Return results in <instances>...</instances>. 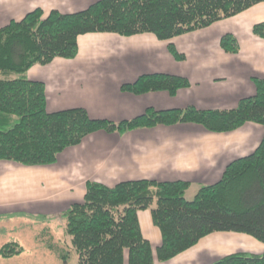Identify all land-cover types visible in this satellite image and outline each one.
<instances>
[{
	"label": "trees",
	"instance_id": "16d2710c",
	"mask_svg": "<svg viewBox=\"0 0 264 264\" xmlns=\"http://www.w3.org/2000/svg\"><path fill=\"white\" fill-rule=\"evenodd\" d=\"M257 4L264 0H99L76 14L53 11L43 18V12L35 10L0 28V163L53 165L60 153L96 132L122 134L182 123L196 124L212 134H228L250 123L264 128V79H254L255 95L240 100L234 109H148L119 123L91 119L83 109L47 112L43 83L26 79L35 65L76 58L79 36L151 34L168 42ZM252 34L264 40V22L254 26ZM220 45L231 54L239 49L230 35H224ZM168 50L176 60L183 58L172 44ZM189 86L181 77L158 74L141 76L121 90L134 96L158 91L174 95ZM189 186L180 181L140 180L110 188L87 182L83 202L63 214L77 264L166 263L211 234L247 235L264 245V137L251 155L229 163L219 181L200 187L191 201L184 196ZM145 210L161 233V245L154 249L140 232L138 214ZM23 252L16 243H7L0 248V257ZM213 264H264V253H235Z\"/></svg>",
	"mask_w": 264,
	"mask_h": 264
},
{
	"label": "crops",
	"instance_id": "0c3cea01",
	"mask_svg": "<svg viewBox=\"0 0 264 264\" xmlns=\"http://www.w3.org/2000/svg\"><path fill=\"white\" fill-rule=\"evenodd\" d=\"M98 1L0 0V28L20 22L35 10H41L43 18L53 11L76 14ZM263 22L264 4H257L234 18L168 42L151 34L79 36L76 58L35 65L26 79L43 83L50 113L83 109L91 119L119 123L133 120L148 109L227 111L255 95L254 79H264V40L252 34V28ZM224 35L236 39V54L221 48ZM169 44L182 59L173 58ZM158 74L181 77L190 86L174 95L158 91L134 96L121 90L141 76ZM263 134L264 128L252 123L228 134H212L189 123L160 125L122 134L93 133L81 145L60 153L53 165L22 167L3 161L0 218L44 217L43 235L51 245L69 246L71 240L58 239L67 237L63 214L74 203L83 202L87 182L111 188L128 181H180L190 185L184 196L190 190L195 196L200 187L217 183L229 163L251 155ZM138 221L143 237L153 249L159 247L161 233L150 211H141ZM253 240L235 233L211 234L176 258L155 264H213L235 253H264L259 242L254 251L244 247Z\"/></svg>",
	"mask_w": 264,
	"mask_h": 264
},
{
	"label": "rangeland",
	"instance_id": "374dc122",
	"mask_svg": "<svg viewBox=\"0 0 264 264\" xmlns=\"http://www.w3.org/2000/svg\"><path fill=\"white\" fill-rule=\"evenodd\" d=\"M192 192L193 190H190L186 195L189 201L195 197ZM44 224L45 218L41 216L12 215V217L0 218V248L7 243H16L24 249V253L18 257L7 259L0 257V264H77L78 258L70 244L69 246L63 245L62 248L49 249L51 241L43 235V228H46ZM58 239L67 242L70 240L69 236ZM250 243L244 246L247 250L254 251V246L256 249L259 245L256 240Z\"/></svg>",
	"mask_w": 264,
	"mask_h": 264
},
{
	"label": "bare ground",
	"instance_id": "6f19581e",
	"mask_svg": "<svg viewBox=\"0 0 264 264\" xmlns=\"http://www.w3.org/2000/svg\"><path fill=\"white\" fill-rule=\"evenodd\" d=\"M254 245V244H253Z\"/></svg>",
	"mask_w": 264,
	"mask_h": 264
}]
</instances>
